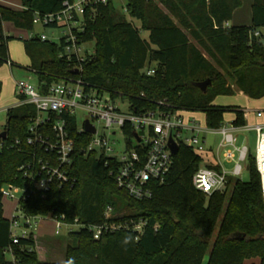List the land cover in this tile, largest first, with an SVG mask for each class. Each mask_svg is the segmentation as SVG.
I'll use <instances>...</instances> for the list:
<instances>
[{"label": "trees", "instance_id": "1", "mask_svg": "<svg viewBox=\"0 0 264 264\" xmlns=\"http://www.w3.org/2000/svg\"><path fill=\"white\" fill-rule=\"evenodd\" d=\"M64 1L21 0L18 10L0 4V66L12 65L3 24L33 30L34 12H56ZM241 5L242 0H128V16L140 22L138 28L110 1L98 8L94 19L86 16L82 38L94 42V52L84 61L80 76L126 99L136 112L156 109V103L164 101L162 110L203 112L209 128L222 126L227 111L234 112L236 126H243V109L214 103L218 95L235 94L233 84L250 99L264 97V0H252L250 25L227 26ZM141 32H147L148 39ZM62 46L39 38L24 42L29 69L42 92L61 77L75 76L76 60L61 57ZM150 68L152 75L146 72ZM207 79L211 82L204 92L196 83ZM1 89L0 82V94ZM35 114L32 105L9 107L0 128V134L7 132L5 141L26 138ZM71 124L75 182L53 186L45 197L31 194L20 202L21 210L28 216H63L68 222L77 218L87 226L145 219L143 232L136 239L134 231L120 229L95 239L83 227L66 234L63 263L44 261L33 234L12 243L0 192V264H203L206 256V264H243L251 258L264 264V202L251 153L248 181L230 177L228 196L225 191L205 195L192 181L204 156L180 145L166 182L153 184L151 198L136 200L117 186L103 160L80 152L83 142L77 139L75 120ZM127 135L131 141L132 132ZM27 159L24 152L0 150V189L23 183L17 167ZM108 207L112 217L106 219ZM9 247L14 260L5 252Z\"/></svg>", "mask_w": 264, "mask_h": 264}, {"label": "built area", "instance_id": "2", "mask_svg": "<svg viewBox=\"0 0 264 264\" xmlns=\"http://www.w3.org/2000/svg\"><path fill=\"white\" fill-rule=\"evenodd\" d=\"M110 1L116 6L117 0H66L56 12H34V27L39 25L54 31L62 30L63 34L57 40H51L45 33H37L34 28L28 31L29 38L62 42L60 56L76 60L73 66L76 73L75 76L61 77L52 82L45 92L30 81L16 82L18 101L13 107L32 105L36 114L30 119L26 138L5 141V137L0 141V150L6 147L28 156L17 167L23 183H8L0 189L2 197L16 201L14 215L9 219L13 244L30 234L35 238L32 227L36 225V220L42 218L24 214L20 202L31 194L45 197L53 186L61 188L75 182L71 173L76 147V140L70 131L72 120H75L77 139L83 142L80 152L84 156L95 155L103 160L117 186L136 200L151 198L153 184L166 182L173 164L170 138L178 147L184 145L204 156V162L192 179L197 190L205 195L225 191L230 177L241 176L242 164L247 162L250 153L246 145H237L236 133L241 129L255 131V166L261 178L264 202V124L248 122L250 111L243 110L246 119L243 126H236L231 121L224 122L218 128H209L195 118H186L184 110H162L159 105L166 106L164 101L157 102L156 109L136 112L126 99L114 97L108 90L82 79V65L87 56L94 52V47L87 46L93 41L82 38L86 29V16L94 19L98 8L108 5ZM117 8L128 15V0L121 8ZM226 25L229 26L228 23ZM258 35L259 32H255V36ZM146 72L152 75L155 71L150 68ZM261 116L262 111L257 110L256 117ZM87 122L94 128V132L86 131ZM127 132H132L131 141L127 139ZM211 135L220 137L215 145L209 141ZM224 163L233 166L227 169ZM47 217L55 221L56 235H60L63 228L68 233L88 227L95 239L120 229L134 231L137 239L147 223L145 219H129L87 226L77 218L68 222L63 216ZM105 217H112L111 207L107 208ZM5 252L14 260L12 247Z\"/></svg>", "mask_w": 264, "mask_h": 264}, {"label": "rangeland", "instance_id": "3", "mask_svg": "<svg viewBox=\"0 0 264 264\" xmlns=\"http://www.w3.org/2000/svg\"><path fill=\"white\" fill-rule=\"evenodd\" d=\"M242 2H243L242 9L240 12L242 13L245 12L244 17L239 20H235V19L234 20L236 21V23L246 25L251 22V13L250 12L246 13L245 11L246 10L245 3L247 2V0H242ZM125 4H126V0L116 1V6L119 8H121ZM3 5L18 10L21 8V0H4ZM126 16H127L126 17L127 20L132 24H134V26L138 28L140 27V22L138 20L129 17L127 14ZM172 18L174 19L175 22H177V20L174 17ZM3 28L5 34L8 35L10 38L8 45H9V58L12 62V65L10 64V62H6L0 66V82L2 85L1 94H0V128H3L6 122L7 109L9 107H13L18 101V97L16 93V82L19 80H27L32 82L33 84H37V76L33 71L29 69L31 60L30 57L27 55L24 47L25 40L29 39L28 30L16 28L9 22H5L3 24ZM35 31L37 33H45L51 40L52 39L57 40L63 34L62 30L54 31L51 28H43L39 25H36ZM141 36L143 39H148L147 32H141ZM190 39L192 42H195L192 38ZM87 46L89 48H93L94 42H89ZM202 51L205 54V56L209 60H211V58L208 56L204 48H202ZM233 88L236 91L235 94L218 95L215 97L214 103L219 105L239 106L243 110H246L248 112L250 111L249 112L250 117L255 116L257 110H261L264 118V97L259 99H250L245 94L239 92L238 88L234 84H233ZM183 115L186 118H195L199 120L202 125L206 126L205 115L201 111L187 110L183 112ZM234 118H235L234 112L227 111L224 113L223 121L231 122L234 120ZM236 135L238 138L237 145L238 146L246 145L249 149V152L253 156H255V149H256L255 131H248L245 129H241L236 133ZM219 139H220L219 135L209 136V141L213 143V145H215L219 141ZM242 165H243V171L239 178L242 181H248L249 170L247 169V162H243ZM224 166L227 169H231L233 164L224 163ZM230 190L231 187L227 186L225 190L227 196L229 195ZM2 203H3V215L7 219H10L14 215L16 201L10 200L6 197H2ZM123 212H124L123 210H120L119 214L121 215L123 214ZM55 230H56L55 221L48 217L39 218L38 220H36V225H33L32 227V231L35 235V238L37 239V242L40 244V247L38 246V248H36L39 258L40 259L42 258L44 261H48V262L63 263L65 260L63 249L66 246L67 230L63 228L61 230L60 235H56ZM206 257L204 259L203 264L206 263ZM245 264H259V258L247 259L245 260Z\"/></svg>", "mask_w": 264, "mask_h": 264}, {"label": "crops", "instance_id": "4", "mask_svg": "<svg viewBox=\"0 0 264 264\" xmlns=\"http://www.w3.org/2000/svg\"><path fill=\"white\" fill-rule=\"evenodd\" d=\"M3 3H4V0H0V4H3ZM242 3H243V2H242ZM245 6H246V8H245V9H246V10H245L246 13H247V12H250V13H251L252 0H247V2L245 3ZM241 9H242V5L234 11V14H233V16H232V19L228 22L229 25H244V24L236 23V21H235V20H239V19H241V18L244 17L245 12H244V13L240 12ZM235 12H236L237 14H236ZM234 19H235V20H234ZM232 21H233L234 23H233ZM231 22H232V23H231ZM250 24H251V22H250L249 24H246V25H250ZM250 120H252V121H250ZM247 121H248V122H259V123L264 124L263 114H262V116H261L260 118L256 117V115L250 117V114H249ZM35 242H36V248H38V246L40 247V244L37 242V239H36V238H35ZM63 250H64V249H63ZM63 253H64V251H63ZM64 258H65V256H64ZM41 260H43V259L41 258ZM206 261H207V257H206ZM259 263H260V259H259ZM205 264H206V263H205ZM243 264H245V261H244Z\"/></svg>", "mask_w": 264, "mask_h": 264}, {"label": "water", "instance_id": "5", "mask_svg": "<svg viewBox=\"0 0 264 264\" xmlns=\"http://www.w3.org/2000/svg\"><path fill=\"white\" fill-rule=\"evenodd\" d=\"M76 72V71H75ZM210 79H207L205 81H202V82H199V83H196V86L198 88H200L202 91H206L207 90V87L208 85L210 84ZM85 129L86 131H89V132H94V128H92L88 122L86 123V126H85ZM7 135V132L6 131H3L1 134H0V137L1 138H5ZM169 147H170V150L173 154H175L177 151H178V145L174 142V140L172 138L169 139Z\"/></svg>", "mask_w": 264, "mask_h": 264}]
</instances>
